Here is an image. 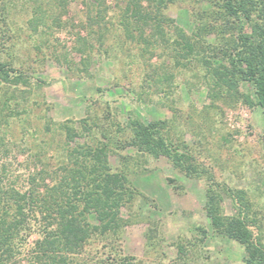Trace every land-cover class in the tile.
Wrapping results in <instances>:
<instances>
[{
  "label": "rangeland",
  "instance_id": "rangeland-1",
  "mask_svg": "<svg viewBox=\"0 0 264 264\" xmlns=\"http://www.w3.org/2000/svg\"><path fill=\"white\" fill-rule=\"evenodd\" d=\"M84 1L59 6L57 0H8L15 46L11 51L1 48L0 61H13L31 87L19 85L11 100L14 88L0 84V108L10 100L0 122L4 186L24 194L33 189L35 176L38 195H43L66 177L65 169H75L74 150L105 146L112 172L124 171L128 185L138 192L120 210L124 256L135 258L136 264H179L178 245H186L182 264H244L245 247L217 235L205 212V181L187 177L162 155L130 145V121L174 122L175 137L196 143L198 161L218 181L247 193L250 215L260 225V230L252 229L264 237V111L242 102L212 104L206 65L220 67L226 61L206 57L204 65L194 61L188 68L177 67L163 45L141 57L140 49L147 46L126 36L114 0H107L101 11L92 0ZM197 2L176 0L166 10L175 27L190 36L199 26L200 12L217 11L208 0ZM206 20L225 24L217 16ZM150 32L146 30L147 37ZM219 38L213 34L203 42L218 46ZM150 65L163 69L146 79ZM247 89L243 85V92ZM63 125L74 129L72 139ZM26 207L33 229L44 225L39 206ZM222 208L232 216L239 202L225 196ZM88 217L98 223L95 214ZM200 229L208 234L204 243L196 242L202 238ZM38 238L34 233L29 242ZM31 248L24 246L21 254L16 249L7 264H30Z\"/></svg>",
  "mask_w": 264,
  "mask_h": 264
},
{
  "label": "trees",
  "instance_id": "trees-1",
  "mask_svg": "<svg viewBox=\"0 0 264 264\" xmlns=\"http://www.w3.org/2000/svg\"><path fill=\"white\" fill-rule=\"evenodd\" d=\"M57 1L59 6L67 4V0ZM114 1L121 10V25L126 36L147 46L140 49L141 57L154 46L163 45L170 46L165 49L173 53L177 67L188 68L194 61L204 65L206 57L226 61L227 64L220 67L210 63L206 65L212 104L216 106L221 102L233 106L242 102L264 111V0H208L216 7V14L200 12L199 26L191 36L175 27L166 14L169 4L176 0ZM106 3L107 0H92V5L100 11ZM9 5L8 0H0V50L5 48L7 51L15 46L12 43L15 35L10 26ZM216 16L224 19L225 24L218 21L211 24L206 20ZM147 29L151 30L149 37ZM135 32L139 35L135 36ZM213 34L221 38L218 46L203 42ZM152 59L149 58L150 61ZM150 67L152 72L146 75V79H151L163 69L161 65L154 69L152 65ZM20 71L13 66V61H0V84L14 88L11 100H15L19 85L31 87L28 77ZM164 78L167 79V76ZM243 85L249 86V89L243 92ZM6 101L0 108L1 123L5 118L4 110L8 108ZM130 122L132 135L129 144L140 151L166 157L175 169L187 177L204 180L205 212L217 235L245 247L247 255L244 264H264V237L255 234L252 229H259L260 225L259 220L250 215L253 205L247 193L234 191L226 183L218 181L216 173L198 161L196 143L189 144L181 139L179 142L175 137L174 122L159 120L145 123L135 118ZM63 129L67 138L72 139L74 129L65 125ZM72 153L71 157L76 158L75 169H65L66 177L59 184L47 187L41 197L35 176L30 181L33 189L24 194L8 189L0 178V264L10 262L16 249L21 254L24 246L32 247L30 264H136L135 258L126 257L122 252L120 210L138 195L137 190L128 185L124 171L112 172L105 146L87 147L82 151L76 149ZM225 196L239 202L238 211L232 216H226L222 208ZM31 204L39 206L45 221L44 225L36 226V230L25 212L26 206ZM90 214L96 215L97 224L90 223ZM200 231L202 238L196 239V242L204 243L208 234L204 229ZM34 233L39 238L30 243L29 237ZM185 247L178 245L179 264L186 260Z\"/></svg>",
  "mask_w": 264,
  "mask_h": 264
}]
</instances>
